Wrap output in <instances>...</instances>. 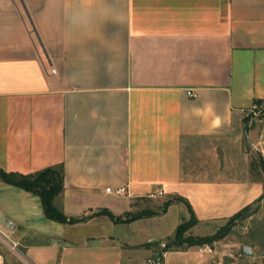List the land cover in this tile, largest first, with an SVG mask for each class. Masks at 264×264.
Instances as JSON below:
<instances>
[{
    "label": "crops",
    "instance_id": "0c3cea01",
    "mask_svg": "<svg viewBox=\"0 0 264 264\" xmlns=\"http://www.w3.org/2000/svg\"><path fill=\"white\" fill-rule=\"evenodd\" d=\"M258 99L264 0H0V167L63 164L55 203L69 217L180 197L203 230L253 205L264 176L252 173L243 124ZM0 182V233L31 264H145L173 234L138 224L175 206L191 215L181 202L131 223L101 215L43 232L40 198ZM192 254L223 264L206 247L166 252L162 264Z\"/></svg>",
    "mask_w": 264,
    "mask_h": 264
},
{
    "label": "rangeland",
    "instance_id": "374dc122",
    "mask_svg": "<svg viewBox=\"0 0 264 264\" xmlns=\"http://www.w3.org/2000/svg\"><path fill=\"white\" fill-rule=\"evenodd\" d=\"M245 118L248 119L247 122L244 121L243 128L249 130L248 135L244 136V151L248 154L253 166L258 169L255 171L256 176H264V169L261 165L260 158L264 159V104L259 109L251 108L245 112ZM253 133V138H250V134ZM1 183V182H0ZM15 191H19L15 190ZM150 201V205L153 203L157 204L156 201ZM180 203V202H178ZM177 203V204H178ZM157 204V205H162ZM156 205H153V207ZM179 206H175L165 218L157 219L149 222H142L138 224V227H142L146 231L155 232V229H159L158 234L162 236H170L175 234L177 226L179 223L187 222L190 220L185 208L184 213L179 211ZM226 219L220 222H216L212 225L202 226L197 230L194 226L188 232L187 235L209 237L214 238L211 245H205L206 247L216 252V257L222 259L223 264H264V199L260 202L255 203L244 216L236 219L230 220ZM46 229H37L39 231L54 232L58 229H52L51 225H58L56 222L47 220ZM223 229H227V232L220 235ZM63 232L68 231L67 234H80L87 231L82 229L72 230V229H61ZM131 233L132 229H127ZM58 232V231H57ZM224 233V232H223ZM22 234V233H21ZM164 234V235H163ZM145 236V235H144ZM159 237V240H160ZM161 242L158 246H153L156 250L152 253H147L144 258L145 264H150V260L159 264L158 258L163 247ZM164 243H167L164 241ZM17 250L12 249L9 242H6L0 237V264H31L23 253V247L18 243ZM199 247V246H195ZM249 247L252 251L251 255H247L244 252V248ZM172 252V251H170ZM150 257V259H148ZM201 258L192 254L191 256H170L168 258L167 264H196Z\"/></svg>",
    "mask_w": 264,
    "mask_h": 264
},
{
    "label": "trees",
    "instance_id": "16d2710c",
    "mask_svg": "<svg viewBox=\"0 0 264 264\" xmlns=\"http://www.w3.org/2000/svg\"><path fill=\"white\" fill-rule=\"evenodd\" d=\"M263 104H264V100L258 99L255 101V106L257 107H261L263 106ZM247 121L248 119L245 118V122ZM260 162L264 169V159L262 157L260 158ZM251 170L252 173L258 170L253 166V163ZM64 178H65V169L63 164L55 165L31 174H22L19 172H7L0 167V181L15 188L21 189L23 191L38 196L40 198L46 218L50 221L62 223V224L74 225L78 223H83L88 221L92 217L101 216V215L108 216L115 223H131L139 219L161 216L167 212L168 208L171 205L176 204L178 202L185 203L190 210L191 218L187 222H182L177 227L174 236L169 241H167L165 247L161 250V253L159 255L158 258L159 264L163 263L164 260L163 255L166 252L182 251L190 247H195V246L202 247L205 245H211V243L214 241V238L187 235V232L192 227L197 225L198 219L196 218L188 201L180 197H172L167 201H165L160 207L156 209H151V208L145 209L137 213H127L124 216H119V217H116L106 209L94 212L93 214L88 216L82 215L78 217H69L55 203L56 198H58L64 192ZM263 199L264 196H262L255 203L260 202ZM253 205L244 208L234 216L230 217L231 218L230 220H236L244 216V214ZM226 232L227 229H223L218 236L223 235ZM159 244L160 243L158 242L152 245L158 246Z\"/></svg>",
    "mask_w": 264,
    "mask_h": 264
},
{
    "label": "built area",
    "instance_id": "2783aa9c",
    "mask_svg": "<svg viewBox=\"0 0 264 264\" xmlns=\"http://www.w3.org/2000/svg\"><path fill=\"white\" fill-rule=\"evenodd\" d=\"M52 72H55V70L54 69H52ZM188 95L190 96V97H196V93L194 92V91H188ZM262 107V106H261ZM261 107H257V106H253L252 108H254L255 110L256 109H259V108H261ZM107 192H114L115 194H117V195H121V194H124V192H125V188H117V189H115V190H112L111 188H107ZM163 195V192L162 191H160V192H158V193H151L150 195H149V198L150 199H156V198H158L159 196H162ZM0 237L3 239V240H5L6 242H9V244H10V246L12 247V249H14V250H17V248H18V244L17 243H15V242H13V241H11L9 238H7V237H3L2 236V234L0 233ZM165 243H163V244H161V246L164 248L165 247ZM150 262V264H156L154 261H152V260H150L149 261Z\"/></svg>",
    "mask_w": 264,
    "mask_h": 264
},
{
    "label": "water",
    "instance_id": "95a60500",
    "mask_svg": "<svg viewBox=\"0 0 264 264\" xmlns=\"http://www.w3.org/2000/svg\"><path fill=\"white\" fill-rule=\"evenodd\" d=\"M244 252H245V254H247V255H251V254H252V251H251V249H250L249 247H245V248H244Z\"/></svg>",
    "mask_w": 264,
    "mask_h": 264
}]
</instances>
